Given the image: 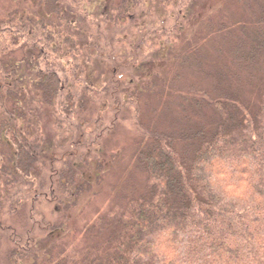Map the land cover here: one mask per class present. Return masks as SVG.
<instances>
[{
    "label": "trees",
    "instance_id": "1",
    "mask_svg": "<svg viewBox=\"0 0 264 264\" xmlns=\"http://www.w3.org/2000/svg\"><path fill=\"white\" fill-rule=\"evenodd\" d=\"M91 2L40 0L43 13L34 18L0 13V216L7 209L6 218L28 228L22 238L35 263L43 256L42 264H264V84L252 110L240 106L230 90L207 98L215 119L181 134L182 142L145 126L139 113L142 89L129 90L123 112L128 110L141 137L135 164L145 183L73 233L68 212L93 192V181L101 186L103 173L96 156L97 171L88 177L82 169L93 160L63 156L58 142L76 131L74 121L82 114L88 117L79 120L82 127L100 121L78 64L80 44L89 45L86 53L102 56L100 45L108 40L96 32ZM161 2L170 22L181 5L189 10L194 0ZM130 4L140 9V0ZM248 9L249 25L238 26L236 39H224L235 64H255L264 46V5L259 12L250 3ZM150 11L149 20L158 21L160 15ZM127 19L123 13L117 20ZM114 20L108 15L102 22ZM218 29L222 34L224 27ZM112 78L102 82L104 90L114 84ZM42 205L51 222L44 220ZM19 251L8 260L18 263Z\"/></svg>",
    "mask_w": 264,
    "mask_h": 264
},
{
    "label": "rangeland",
    "instance_id": "2",
    "mask_svg": "<svg viewBox=\"0 0 264 264\" xmlns=\"http://www.w3.org/2000/svg\"><path fill=\"white\" fill-rule=\"evenodd\" d=\"M130 1L92 0L88 5L91 20L98 26L97 34L104 33L108 39L100 45L104 50L102 56L92 50L86 53L89 45L85 42L79 45L78 50L79 70L83 71L82 75L91 86L92 105L98 107L100 121L91 119L82 127L79 120L82 117L84 122L88 118L82 114L74 121L76 131L58 142L63 156L73 153L78 158L83 154L93 160L82 169L88 177L97 171L94 168L96 156L103 165V173L101 186L93 181V192L86 194L80 205L68 212L73 233L83 227L84 220L110 210L116 203L123 202L124 197L133 194L135 189L141 190L145 183V175L135 164L141 137L135 132L134 120L130 119L128 110L123 112L122 100L129 90L142 89L139 90V113L145 126L174 135L182 142L180 138L184 137L180 136L195 131L202 124L211 125L215 119L207 98L213 95L218 98L220 92L231 91L240 100V106L252 110L259 104L260 89L264 84V46L258 62L241 65L233 62L224 42L225 37L237 38L241 23L249 25L251 15L248 4L259 12L263 9L264 0H194L193 6H188L189 10L181 5L177 18L170 22H167L161 0H140L137 11V8L131 7ZM113 8L117 11L113 12ZM166 10L170 13L173 9L169 7ZM11 11L34 18L43 13V8L40 0H0V13L5 15ZM149 11L158 13L160 19L151 22ZM123 13L128 19L117 20ZM108 15L115 20L102 22ZM132 23L138 24L134 28ZM221 26L224 31L217 35L216 31ZM73 28L76 31L81 29L77 25ZM257 29L253 25L252 30ZM92 38L89 35L90 41L94 40ZM104 48L110 51L107 53ZM112 74L114 84L108 91L104 90V84ZM221 75L228 78L223 79ZM94 81L100 82L99 86L93 84ZM110 114L115 118L118 116V121L111 120ZM43 124L45 120L40 126ZM43 129L47 134L46 141L51 144V132L45 125ZM75 158L71 160L77 164ZM23 194L31 201L32 197L26 190ZM39 210L47 217L44 220L51 222V213L46 206H40ZM7 212L9 210L4 209L0 216V264H15L7 256L18 249L25 257L17 258L16 264H42L43 256L35 263L34 254L23 241L28 228L22 229L15 219L6 218Z\"/></svg>",
    "mask_w": 264,
    "mask_h": 264
}]
</instances>
